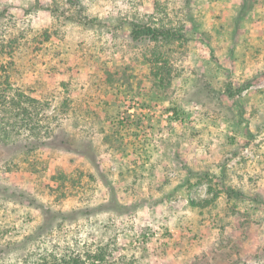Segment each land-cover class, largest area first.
I'll return each mask as SVG.
<instances>
[{"label":"rangeland","instance_id":"1","mask_svg":"<svg viewBox=\"0 0 264 264\" xmlns=\"http://www.w3.org/2000/svg\"><path fill=\"white\" fill-rule=\"evenodd\" d=\"M0 92V264H264V0H0Z\"/></svg>","mask_w":264,"mask_h":264},{"label":"trees","instance_id":"2","mask_svg":"<svg viewBox=\"0 0 264 264\" xmlns=\"http://www.w3.org/2000/svg\"><path fill=\"white\" fill-rule=\"evenodd\" d=\"M24 103V101L17 96H11L8 94V92H0V132L1 129H6L5 125H9V123L14 121L13 129L14 130H21L24 128L28 129V125H25L22 122H16V113L18 115L24 113V109L21 107V105ZM15 116V117H14ZM30 129V126H29ZM57 261V259H55ZM77 264L76 260L73 261ZM40 264H48V262H41ZM52 264V263H51ZM53 264H62V263H53Z\"/></svg>","mask_w":264,"mask_h":264}]
</instances>
